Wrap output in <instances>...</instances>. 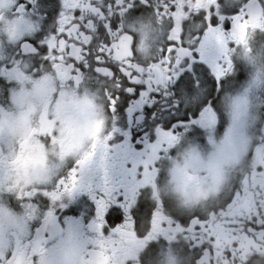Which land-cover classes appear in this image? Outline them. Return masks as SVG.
<instances>
[{"label":"snow or ice","instance_id":"snow-or-ice-1","mask_svg":"<svg viewBox=\"0 0 264 264\" xmlns=\"http://www.w3.org/2000/svg\"><path fill=\"white\" fill-rule=\"evenodd\" d=\"M87 2L88 8L81 6L83 0H15L12 5L20 17V39L0 61V193L16 147L5 120L11 122L18 85L8 73L19 70L29 79L52 76L49 108L60 91L58 66L67 73L66 82H75L86 94L100 85L95 94L103 103L105 139L103 152L87 166L74 162L50 182L45 179L8 195L26 214L12 230L0 222V264H85L88 254L81 244L97 225L101 237L113 241L118 230L129 226L138 238L155 235L140 251L139 264H175L166 246L177 249L186 264L202 262L205 251L208 264H216L210 225L233 227L236 217L227 213L246 197L250 178L264 179V106L257 110L251 89L241 91L243 72L237 65L233 74L228 51V35L247 19L249 0H241L238 8L231 0H216L206 11L195 12L183 5L188 19L181 21L178 32L174 0ZM254 6L264 15V0H255ZM232 12L230 18L225 15ZM148 14L162 32L151 52L143 40L137 44L131 27H124ZM209 29H218L223 42L206 36ZM121 36L128 40L123 57L117 55ZM138 49L146 51L144 58ZM184 125L191 127L187 135L180 130ZM54 136L55 131L37 139L47 147ZM56 171L45 167V177ZM71 175L79 177L78 186L69 180ZM165 182L182 193L189 209L206 199L205 186L215 190L223 184L224 192L203 213L179 212L172 198L161 195L159 185ZM256 187L264 191V185ZM79 192H87L93 201L92 222L82 234L62 231L57 228L62 221L47 205ZM241 230L264 238L259 202L257 215ZM231 257L225 250L224 260Z\"/></svg>","mask_w":264,"mask_h":264},{"label":"flooded vegetation","instance_id":"flooded-vegetation-1","mask_svg":"<svg viewBox=\"0 0 264 264\" xmlns=\"http://www.w3.org/2000/svg\"><path fill=\"white\" fill-rule=\"evenodd\" d=\"M14 2L15 0H0V61L7 59V48L14 47L20 39L18 27L20 17L16 15L12 6ZM174 2L177 8L173 13V19L177 32L180 30L181 21L188 19V13L183 10V5H189L190 10L195 12L198 9L206 11L209 4H216V0ZM231 3L238 8L241 0H231ZM254 5L255 0H249L247 19L237 22L229 33L228 51L234 62L233 74L238 72L237 65L241 66L239 71L243 72L241 91L251 89V100L258 110L264 106V15L261 14L259 7ZM81 6L88 8L87 0H83ZM234 14L235 12L225 13L229 18ZM124 27L133 29L137 44L143 40L147 52H151L152 46L162 35L160 26L152 14L138 18L133 24L125 23ZM206 36H211L218 43L223 42L218 29H209ZM137 54L144 58L147 53L138 49ZM117 55L121 57L128 55L127 37H120ZM7 75L18 85L14 93L15 107L12 110L11 122L5 120L16 147L7 162L11 172L5 175L4 191L0 193V222L12 230L23 223L26 213L14 200L9 202L8 195L11 193L18 195L26 185L40 184L45 179L50 182L53 176L65 174L74 162L80 167L92 163L97 154L102 153L104 149L105 117L102 100L95 94L100 85H94L92 92L86 94L83 87H78L75 82H66L67 73L59 66L56 75L60 91L51 108L49 104L55 90L52 76L45 74L38 79H29L19 70ZM226 126L225 116L224 127ZM180 130L187 135L191 127L184 125ZM53 131L55 136L47 147L41 139H37L38 136L51 135ZM222 132L223 128L221 134ZM257 155L261 153L257 152ZM45 167L57 171L53 172L52 176L45 177ZM69 180L73 186H78V176L71 175ZM258 184L264 185V179L250 178L246 197L227 213L236 217L231 221L233 227H225L219 222L210 225V234L215 237L212 242L214 251L212 259L216 264H264V238L260 235L253 238L241 230L246 220L257 215V202L264 211V191L257 189ZM159 188L162 196L172 198L174 207L179 212L194 209L203 213L217 204L224 192V185L221 184L219 188L206 193V199L195 202L189 209L183 204V197H177L167 187L166 182L159 185ZM91 205L93 201L88 193L79 192L71 198L64 197L55 205L49 202L47 208L54 211L55 216L62 221L63 226L58 224L57 228L82 234L93 219L90 213L94 208L90 207ZM257 223H260L259 219ZM155 238V235L145 239L138 238L129 226L127 229L118 230V239L113 241L111 238L101 237L97 225L94 234L84 236L81 248L88 254L85 264H139L140 251L147 242L154 241ZM175 242L179 243V240ZM166 250L173 255L175 264H186V260L178 255L177 249L166 246ZM225 250L232 253L228 261L224 260ZM17 264H20L19 260ZM197 264H208L207 251L202 257V262Z\"/></svg>","mask_w":264,"mask_h":264},{"label":"clouds","instance_id":"clouds-1","mask_svg":"<svg viewBox=\"0 0 264 264\" xmlns=\"http://www.w3.org/2000/svg\"><path fill=\"white\" fill-rule=\"evenodd\" d=\"M211 188H210V186H205V191H206V193H210L211 192ZM174 194L177 196V197H182V193H180V192H174Z\"/></svg>","mask_w":264,"mask_h":264}]
</instances>
